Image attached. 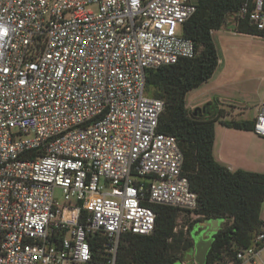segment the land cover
Segmentation results:
<instances>
[{"label": "built area", "instance_id": "obj_1", "mask_svg": "<svg viewBox=\"0 0 264 264\" xmlns=\"http://www.w3.org/2000/svg\"><path fill=\"white\" fill-rule=\"evenodd\" d=\"M197 4L0 0V264H116L123 236L154 232L153 206L198 209L146 88L150 70L196 56ZM229 18L264 38V0ZM257 108L264 138V94ZM228 264H264V217Z\"/></svg>", "mask_w": 264, "mask_h": 264}, {"label": "trees", "instance_id": "obj_2", "mask_svg": "<svg viewBox=\"0 0 264 264\" xmlns=\"http://www.w3.org/2000/svg\"><path fill=\"white\" fill-rule=\"evenodd\" d=\"M247 0H198L195 14L184 25V36L196 46V56L147 73L149 96L165 102L158 132L176 138L184 155L183 176L198 196V218L187 231L175 232L179 209L155 205L154 232L149 236H123L116 264H176L194 250L191 231L199 223L221 220L206 264H228L237 251L252 245L262 224L264 174L230 171L214 156L215 125L237 131H254V120L226 121L223 111L205 104L194 112L187 108L189 92L208 82L219 66L213 33L228 25V18ZM239 34L257 36L247 21L235 27ZM186 214L191 215L189 212ZM96 250V244H92ZM101 259V257H96Z\"/></svg>", "mask_w": 264, "mask_h": 264}, {"label": "rangeland", "instance_id": "obj_3", "mask_svg": "<svg viewBox=\"0 0 264 264\" xmlns=\"http://www.w3.org/2000/svg\"><path fill=\"white\" fill-rule=\"evenodd\" d=\"M227 21V26L213 33L219 66L208 82L190 92L187 103L194 112V106L210 102L209 108L222 110L226 121L254 120L264 94V38L239 34L232 25L233 20L228 18ZM215 128L219 145L223 140L232 144L235 152L227 149V153L233 161L246 170L264 174V138L254 132L228 131L219 123ZM56 198L64 203L60 190L56 191ZM197 218L181 213L177 230H185Z\"/></svg>", "mask_w": 264, "mask_h": 264}, {"label": "water", "instance_id": "obj_4", "mask_svg": "<svg viewBox=\"0 0 264 264\" xmlns=\"http://www.w3.org/2000/svg\"><path fill=\"white\" fill-rule=\"evenodd\" d=\"M221 224V220H208L198 224L205 228V233H203L201 236L193 235L195 243L194 250L188 253L187 258L185 259L188 264L207 263L208 255L213 246L215 238H207L206 235L207 233L217 234L220 231ZM176 264H182V262L178 261Z\"/></svg>", "mask_w": 264, "mask_h": 264}, {"label": "crops", "instance_id": "obj_5", "mask_svg": "<svg viewBox=\"0 0 264 264\" xmlns=\"http://www.w3.org/2000/svg\"><path fill=\"white\" fill-rule=\"evenodd\" d=\"M190 92L188 93L187 97H186V103H187V98L189 96ZM206 104V103H205ZM205 104L202 105H196L194 106V108L196 107L195 110L197 109H201ZM258 106V105H257ZM187 108L190 110V107L187 103ZM228 129V128H227ZM231 129H228V131ZM244 132V131H241ZM215 133H216V138H215V144H214V156L216 158V160L221 163L222 165H224L225 167H227L230 171L235 172L238 170H245V171H249L246 170L244 167H242V165H240L239 163L233 161V159L231 158V156L228 155V150L230 149L232 152H235V150H232V144L228 143L227 141H224V143H221L220 145L217 143V129L215 128ZM230 133V132H228ZM226 134L227 136L229 135V137H232L233 135L231 134ZM227 139V137L225 138V140ZM232 147V148H231ZM229 150V151H230ZM249 172H253V171H249ZM262 217H264V205L262 207Z\"/></svg>", "mask_w": 264, "mask_h": 264}, {"label": "flooded vegetation", "instance_id": "obj_6", "mask_svg": "<svg viewBox=\"0 0 264 264\" xmlns=\"http://www.w3.org/2000/svg\"><path fill=\"white\" fill-rule=\"evenodd\" d=\"M222 230V224H221V228H220V231ZM219 231V232H220ZM218 232V233H219ZM203 233H205V228L203 227V226H201V225H196L193 229H192V231H191V235H192V239H193V241H194V237H193V235H196V236H201ZM217 233V234H218ZM217 234H210V233H207V238H209V237H213V238H215V236L217 235ZM185 261V260H184ZM183 261V262H184ZM182 262V263H183Z\"/></svg>", "mask_w": 264, "mask_h": 264}]
</instances>
